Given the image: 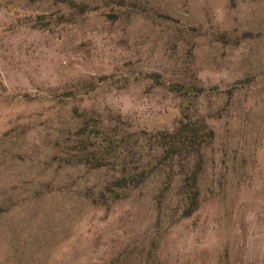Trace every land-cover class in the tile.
Returning <instances> with one entry per match:
<instances>
[{
    "label": "rangeland",
    "instance_id": "rangeland-1",
    "mask_svg": "<svg viewBox=\"0 0 264 264\" xmlns=\"http://www.w3.org/2000/svg\"><path fill=\"white\" fill-rule=\"evenodd\" d=\"M0 264H264V0H0Z\"/></svg>",
    "mask_w": 264,
    "mask_h": 264
}]
</instances>
